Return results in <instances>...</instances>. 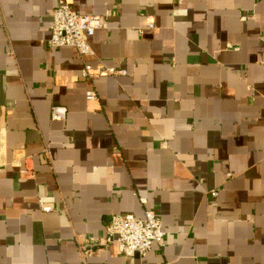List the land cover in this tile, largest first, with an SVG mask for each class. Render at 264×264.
I'll list each match as a JSON object with an SVG mask.
<instances>
[{
    "label": "crops",
    "instance_id": "1",
    "mask_svg": "<svg viewBox=\"0 0 264 264\" xmlns=\"http://www.w3.org/2000/svg\"><path fill=\"white\" fill-rule=\"evenodd\" d=\"M69 1L91 57L47 45L56 0H0V264H264V0ZM85 60L126 74L89 100ZM145 209L163 247L84 252Z\"/></svg>",
    "mask_w": 264,
    "mask_h": 264
},
{
    "label": "built area",
    "instance_id": "2",
    "mask_svg": "<svg viewBox=\"0 0 264 264\" xmlns=\"http://www.w3.org/2000/svg\"><path fill=\"white\" fill-rule=\"evenodd\" d=\"M183 1V0H180ZM106 19L103 16L94 14L79 13L69 0H56V6L52 14L50 34L47 38V45L57 49L61 47H74L83 58L91 57L95 54L90 43V37L97 29L104 26ZM149 27L154 23L149 22ZM126 74L125 69L117 70L114 67L103 68L95 71L89 60L84 61L82 76L89 82L86 91V98L89 100L99 98L94 79L105 74ZM67 116V108L60 104H53L51 117L53 120H64ZM212 195H218L217 190H213ZM145 202V198H140ZM44 211L52 210L50 204L41 203ZM165 231L160 215L153 209H145L143 216L134 213L113 214L106 226L103 237H93L92 240H85L83 250L90 253L95 246L108 245L116 242L120 251L126 256H145L151 250L153 244L163 247L165 242Z\"/></svg>",
    "mask_w": 264,
    "mask_h": 264
}]
</instances>
